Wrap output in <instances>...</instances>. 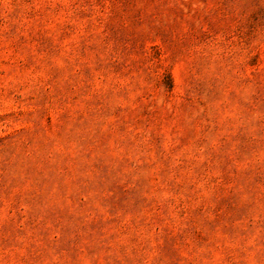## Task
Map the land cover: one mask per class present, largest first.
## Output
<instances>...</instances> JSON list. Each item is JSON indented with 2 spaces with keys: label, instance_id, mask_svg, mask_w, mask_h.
I'll return each mask as SVG.
<instances>
[{
  "label": "rangeland",
  "instance_id": "obj_1",
  "mask_svg": "<svg viewBox=\"0 0 264 264\" xmlns=\"http://www.w3.org/2000/svg\"><path fill=\"white\" fill-rule=\"evenodd\" d=\"M0 264H264V0H0Z\"/></svg>",
  "mask_w": 264,
  "mask_h": 264
}]
</instances>
